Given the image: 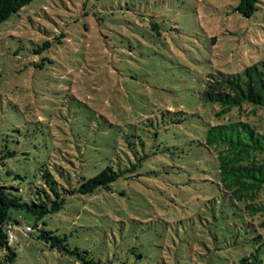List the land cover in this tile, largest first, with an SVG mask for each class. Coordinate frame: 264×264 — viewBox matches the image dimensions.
I'll return each mask as SVG.
<instances>
[{
    "label": "rangeland",
    "instance_id": "obj_1",
    "mask_svg": "<svg viewBox=\"0 0 264 264\" xmlns=\"http://www.w3.org/2000/svg\"><path fill=\"white\" fill-rule=\"evenodd\" d=\"M237 4L34 0L0 24V186L28 201L42 166L65 186L108 165L133 168L111 193L68 197L44 229L103 264H248L241 259L255 250L264 264V191L254 223L238 230L244 244L214 251L221 205L211 156L198 143L209 124L226 120L264 133V107L219 120L218 106L199 99L210 77L262 59L264 0L249 18ZM11 215L23 221L12 264H77L22 231L30 215ZM3 257L0 249V264Z\"/></svg>",
    "mask_w": 264,
    "mask_h": 264
},
{
    "label": "trees",
    "instance_id": "obj_2",
    "mask_svg": "<svg viewBox=\"0 0 264 264\" xmlns=\"http://www.w3.org/2000/svg\"><path fill=\"white\" fill-rule=\"evenodd\" d=\"M32 1L34 0H0V24ZM258 2L259 0H238L235 10L242 17L249 18L256 11ZM150 27L156 29L154 25ZM46 46L48 43L44 44V47ZM199 99L203 104L218 106L219 110L217 112L213 110L212 116L218 117L219 120L228 116L234 109L241 110L243 106L251 107L254 112L264 107V51L262 59L257 64L246 67L241 73L210 77ZM174 114L177 118H174V123L180 124L183 116L179 112ZM198 143L211 156L213 172L210 184L215 187L213 189L221 205L218 216L214 217L213 221L217 222L216 226L223 234L211 237L214 251L219 250L220 244L236 249L244 244V238L243 243L240 241L238 230L240 228L246 230L247 225H250L248 221L254 223L260 210L258 197L264 191V133H259L245 121L226 120L225 123L209 124ZM13 155L11 151L7 154L9 157ZM132 170L133 168L115 169L108 165L93 177L79 176L75 186L69 184L65 186L46 166H42L37 171L40 173L39 182L33 184L24 194L28 201L24 200L20 189L0 186V249L4 252L3 263L12 264L16 258V253L11 247L17 241L13 231L14 228L20 227L23 221L12 217L11 213L15 211L26 213L34 219L32 227L25 226L31 229V233H25L36 232L37 239L59 256L70 257L77 264H103L99 260H94L87 251L71 249L66 236L45 230L43 220L60 212L70 196L111 193L112 184L120 178H126L125 173L129 172L132 175ZM208 204H215V200H209ZM230 218H233V221L228 222ZM261 225H264V222ZM9 231L15 238L13 244L8 243ZM220 238L223 240L221 243L218 241ZM257 251L242 258L241 262L257 264Z\"/></svg>",
    "mask_w": 264,
    "mask_h": 264
},
{
    "label": "built area",
    "instance_id": "obj_3",
    "mask_svg": "<svg viewBox=\"0 0 264 264\" xmlns=\"http://www.w3.org/2000/svg\"><path fill=\"white\" fill-rule=\"evenodd\" d=\"M24 232H30L31 229L29 227H24ZM15 241V238H14V235L12 234L11 231H9V234H8V243L9 244H13Z\"/></svg>",
    "mask_w": 264,
    "mask_h": 264
}]
</instances>
